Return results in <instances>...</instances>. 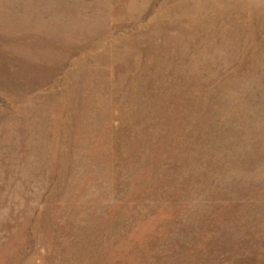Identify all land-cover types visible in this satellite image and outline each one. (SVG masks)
<instances>
[{
	"label": "rangeland",
	"instance_id": "1",
	"mask_svg": "<svg viewBox=\"0 0 264 264\" xmlns=\"http://www.w3.org/2000/svg\"><path fill=\"white\" fill-rule=\"evenodd\" d=\"M0 264H264V0H0Z\"/></svg>",
	"mask_w": 264,
	"mask_h": 264
}]
</instances>
